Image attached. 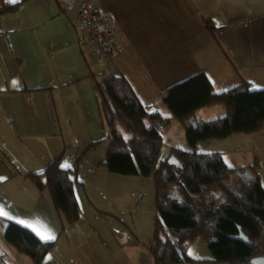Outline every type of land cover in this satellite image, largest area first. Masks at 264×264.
Instances as JSON below:
<instances>
[{
  "label": "crops",
  "instance_id": "0c3cea01",
  "mask_svg": "<svg viewBox=\"0 0 264 264\" xmlns=\"http://www.w3.org/2000/svg\"><path fill=\"white\" fill-rule=\"evenodd\" d=\"M80 1L0 0V12L17 6L0 13V208L12 217L5 219L32 224L55 237L53 250L40 264H153L149 246L154 231L144 224L145 218H136V201L122 204L127 195L136 200L151 193L153 179L113 173L100 165L107 159L109 129L94 78L122 73L149 113L158 111L164 117L173 116L164 92L200 72L218 92L242 80L255 89L264 88V0H92L117 28L120 52L113 59L101 58L84 38L78 24ZM205 19L218 27L215 37ZM212 108L218 106L200 109L197 119L225 115L223 109ZM174 126L180 139L185 136L183 124L170 118L164 134L171 141ZM248 138L256 141V148H249L252 155L242 159L238 153L244 146L236 145L235 139ZM259 138H264V130L202 142L197 148L222 151L236 168L258 159L264 185V144ZM175 146L186 147L187 141ZM59 156L62 165L75 171L82 210L81 218L62 236L48 191L26 177ZM242 176L238 174L237 180ZM84 207H89L88 217ZM91 209L122 221L136 237L105 235L100 228L106 227L90 222ZM200 238L189 243L188 254L211 259L208 241ZM0 253L9 264H33L1 235Z\"/></svg>",
  "mask_w": 264,
  "mask_h": 264
},
{
  "label": "trees",
  "instance_id": "16d2710c",
  "mask_svg": "<svg viewBox=\"0 0 264 264\" xmlns=\"http://www.w3.org/2000/svg\"><path fill=\"white\" fill-rule=\"evenodd\" d=\"M16 8L5 7L0 13ZM205 24L215 37L218 27L209 19ZM94 88L109 129L108 155L100 165L113 173L154 180L156 223L149 246L153 264H180L184 260L250 264L254 257L264 255V185L259 160L236 168L227 163L222 151L197 148L202 142L263 131L264 88L255 89L249 81L242 80L218 92L208 75L200 72L164 92L172 117L158 111L149 113L122 73L101 80L94 78ZM220 105L226 109L225 116L197 119L200 109ZM170 118L183 124L187 146L172 147L163 157L161 129ZM61 159L59 156L44 170L26 175L39 189L48 191L60 219L59 236L82 214L75 192V171L62 167ZM237 174L243 176L233 182ZM238 225L250 244L232 238L239 233ZM0 230L7 243L29 256L33 264H40L56 243L3 217ZM199 237L208 241L211 259H194L188 254L189 243ZM0 264H9L3 253Z\"/></svg>",
  "mask_w": 264,
  "mask_h": 264
},
{
  "label": "rangeland",
  "instance_id": "374dc122",
  "mask_svg": "<svg viewBox=\"0 0 264 264\" xmlns=\"http://www.w3.org/2000/svg\"><path fill=\"white\" fill-rule=\"evenodd\" d=\"M212 109H216V111H219L221 109H223L224 113L226 115V109L224 106L220 105L218 106V108H212ZM215 111V110H214ZM217 114V113H216ZM225 115H215L216 117H219V116H225ZM163 126L162 129H161V133L163 135V148H162V153L161 155L164 157L166 156L172 149V146L173 144H181V140L182 142H186L187 139H186V134L184 137H181V139L179 138L178 136V133H177V129L176 127L174 126V128L171 130V132L174 134L175 136V141H171L170 137L167 136V134L165 135L164 132L166 129H168V127H165ZM259 141H262L263 144H264V138H259ZM178 142V143H177ZM235 144L236 145H243L244 147V151H240L239 156H242V159H247L248 155L251 156L252 155V150L250 149H253V146H255L256 148V141L254 140H251V138H248V139H235ZM109 147V146H108ZM250 148V149H249ZM255 150V149H254ZM261 152V151H260ZM108 153V152H107ZM257 154L260 155L259 152H257ZM8 159V158H7ZM238 175V174H237ZM237 175H235L234 179H233V182H237ZM153 179V178H152ZM146 181H151V180H146ZM153 184H151L150 182V185H151V193H146V195L144 197H137L136 200L133 199V197L127 195L125 197V200L122 204H126V205H134V202L136 201V205L134 206H138L137 209L134 211V214L137 217H139L141 220H143L145 218V221H144V224L149 226L153 231H155V223H156V202H155V185H154V180L152 182ZM128 200H133L134 202H129ZM92 206V205H91ZM133 206V207H134ZM88 208L89 207H84L83 209V212L85 210V215L86 217L87 216V211H88ZM92 211V217L90 218V222H92L93 224L98 225L100 227L104 226L106 227V229L103 231L101 230L100 228V231L103 232L105 235L107 236H111V235H118V236H123L125 234H128V236L130 238H133L135 235L132 233V230L130 227H128L126 224H124L122 221L119 222L118 220H113L112 218H107V217H101L99 215H97L95 212H93V210L91 209ZM57 213V212H56ZM126 213V212H125ZM125 213H121L122 215H125ZM141 214V215H140ZM58 215V214H57ZM95 215V216H94ZM128 217L131 215H127ZM122 218H125L122 216ZM132 220V218H130ZM86 221V220H85ZM105 221L107 223H109V226L111 227V230L108 231V226L106 225ZM132 228H134L132 226ZM135 229V228H134ZM1 231V230H0ZM139 234V232H138ZM0 235L3 236V233L2 231L0 232ZM138 236V235H137ZM4 237V236H3ZM136 237V236H135ZM5 239V238H4ZM200 239H204V238H200ZM7 242V241H6ZM10 245V244H9ZM12 246V245H11ZM200 248V247H197V249ZM16 249V248H15ZM196 249V250H197ZM200 250V249H198Z\"/></svg>",
  "mask_w": 264,
  "mask_h": 264
},
{
  "label": "built area",
  "instance_id": "2783aa9c",
  "mask_svg": "<svg viewBox=\"0 0 264 264\" xmlns=\"http://www.w3.org/2000/svg\"><path fill=\"white\" fill-rule=\"evenodd\" d=\"M79 8L78 24L83 28L84 38L96 48L101 58L116 57L120 52V43L113 18L100 13L92 0H81ZM153 124L159 127L157 121Z\"/></svg>",
  "mask_w": 264,
  "mask_h": 264
},
{
  "label": "snow or ice",
  "instance_id": "6c2138e0",
  "mask_svg": "<svg viewBox=\"0 0 264 264\" xmlns=\"http://www.w3.org/2000/svg\"><path fill=\"white\" fill-rule=\"evenodd\" d=\"M12 3H16L17 0H11ZM62 167H68V165H63ZM0 217H4V218H8V219H12V217L9 216V214L7 213V211H5L3 208H0ZM23 223V222H22ZM29 228H32L33 231L37 232V235L40 236L41 239L43 240H53L55 239L54 236L50 235V234H45L44 232H42L38 227H34L32 224H28L27 225Z\"/></svg>",
  "mask_w": 264,
  "mask_h": 264
},
{
  "label": "water",
  "instance_id": "95a60500",
  "mask_svg": "<svg viewBox=\"0 0 264 264\" xmlns=\"http://www.w3.org/2000/svg\"><path fill=\"white\" fill-rule=\"evenodd\" d=\"M171 161H172V159H171ZM238 229H239V233L237 235H232V238H234L236 240H240V241L245 242L247 244H250L251 243V240L244 233L241 225H238ZM250 264H264V255L258 256V257H254L251 260Z\"/></svg>",
  "mask_w": 264,
  "mask_h": 264
}]
</instances>
